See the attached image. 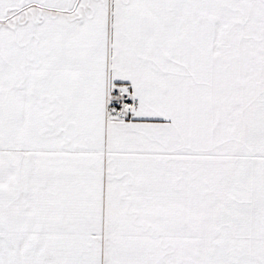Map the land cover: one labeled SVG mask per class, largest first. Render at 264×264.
<instances>
[{
  "label": "snow or ice",
  "instance_id": "1",
  "mask_svg": "<svg viewBox=\"0 0 264 264\" xmlns=\"http://www.w3.org/2000/svg\"><path fill=\"white\" fill-rule=\"evenodd\" d=\"M0 264H264V0H0Z\"/></svg>",
  "mask_w": 264,
  "mask_h": 264
}]
</instances>
